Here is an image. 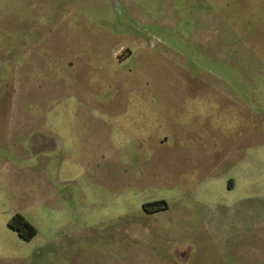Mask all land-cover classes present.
<instances>
[{
  "label": "rangeland",
  "instance_id": "obj_1",
  "mask_svg": "<svg viewBox=\"0 0 264 264\" xmlns=\"http://www.w3.org/2000/svg\"><path fill=\"white\" fill-rule=\"evenodd\" d=\"M0 264H264V0H0Z\"/></svg>",
  "mask_w": 264,
  "mask_h": 264
},
{
  "label": "trees",
  "instance_id": "obj_2",
  "mask_svg": "<svg viewBox=\"0 0 264 264\" xmlns=\"http://www.w3.org/2000/svg\"><path fill=\"white\" fill-rule=\"evenodd\" d=\"M9 227L15 230L25 241H30L37 235L36 228L20 214H16L13 217Z\"/></svg>",
  "mask_w": 264,
  "mask_h": 264
}]
</instances>
